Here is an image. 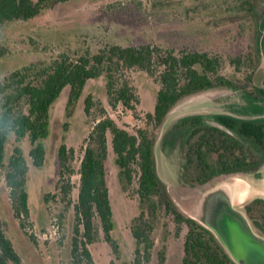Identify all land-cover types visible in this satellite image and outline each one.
Wrapping results in <instances>:
<instances>
[{
  "label": "rangeland",
  "instance_id": "1",
  "mask_svg": "<svg viewBox=\"0 0 264 264\" xmlns=\"http://www.w3.org/2000/svg\"><path fill=\"white\" fill-rule=\"evenodd\" d=\"M262 1L255 0L259 13L263 10ZM241 3L242 0H71L59 3L34 18L0 23V79L19 71L26 76V81H33L39 78L43 69L62 58L75 61L83 55H93L107 45L116 43L124 46L150 45L162 58L170 52L177 55L188 51L207 52L218 59L221 75L243 80L253 73L254 83L258 85L257 72L260 67H264V58L254 67L257 61V18L240 9ZM237 60L240 62L237 63ZM159 70L156 67L153 72H148L135 67L121 71L119 83H128L138 98L134 109H128L122 104L116 107L110 105L105 80L100 77L88 82L84 96L71 115H68L69 88H65L51 109L50 134L46 139L47 158L43 167L32 165L28 157V138L19 143L30 165L27 188L32 224L27 226L26 231L33 234L36 241L20 229L11 213L4 172L0 175V218L21 256V264H71L72 235L75 224L79 223L76 204L85 140L101 114L113 118L120 127L133 133L139 128H145L146 114L154 112L161 88ZM231 91L227 88H213L203 96L196 97V102L191 106L206 104L208 112L222 111L224 103L233 99H229L230 95L236 97ZM88 94L95 98L90 115L84 111V97ZM158 132L159 127L154 130V135L157 136ZM63 143L75 149L72 171L66 177L69 178L71 188L67 195L57 191L55 197L45 201V194L56 192L60 172L58 150ZM15 144L12 136L6 147V161ZM108 144V185L116 221L113 235L120 247L118 254L112 251L96 219L95 239L88 245L95 263L181 264L188 228L185 224L179 226L173 215L165 211L159 214L152 232L154 246L150 260L142 256L139 261L135 260L136 243L131 222L141 211L137 194L138 175H134L129 188L123 186L110 134ZM161 150L165 166L171 168L170 177H176L184 191L190 194L203 186L184 185L175 164L178 156L170 155L163 148ZM262 173L260 177L243 175L259 181L264 179V168ZM220 178L223 177L211 182ZM210 200V196L204 197L203 203L208 206ZM260 214L253 213V217ZM200 215L201 218L205 217L204 210ZM161 254L164 255L163 262Z\"/></svg>",
  "mask_w": 264,
  "mask_h": 264
},
{
  "label": "trees",
  "instance_id": "2",
  "mask_svg": "<svg viewBox=\"0 0 264 264\" xmlns=\"http://www.w3.org/2000/svg\"><path fill=\"white\" fill-rule=\"evenodd\" d=\"M69 1L71 0H0V23L31 19L46 9ZM262 3L261 13L256 10L255 0H242L240 5V9L257 18V61L254 67L261 62L264 53V1ZM238 60L237 63L240 62ZM218 66V59L207 52L188 51L179 55L170 52L162 58L150 45L124 46L113 43L93 55H83L75 61L62 58L49 68L43 69L39 78L33 81H26V76L19 71L0 79V175L4 172L10 210L20 229L36 241L35 236L26 231L27 226L32 224L27 188L30 165L19 143L28 138V157L32 165L38 168L44 166L51 109L63 90L69 88L67 112L71 115L84 96L88 82L103 77L110 105L116 107L122 104L128 109H134L138 98L128 83H119L121 71L136 67L153 72L157 67L160 69L161 88L157 94L154 112L146 114L147 126L133 133L120 127L113 118L101 114L85 140L76 204L79 223L75 224L72 235L71 264H96L88 247L95 239L96 219L112 251L119 253L120 246L113 235L116 221L108 185V134L111 135L115 163L119 168V179L123 186L129 188L134 175H138L137 194L141 211L131 222L136 243L135 260L139 261L141 256L147 261L150 260L154 246L152 232L159 214L165 211L173 215L179 226L185 224L188 228L181 264H238L209 229L185 216L173 203L165 184L157 175L153 154L154 130L161 125L176 102L184 96L211 87H235V81L221 75ZM84 104L85 113L90 115L95 105L94 96L86 95ZM101 111L104 112V108ZM191 119L198 120L199 127L203 125L197 114L182 118L165 134L162 143L164 150L172 140V129L180 122ZM185 132L183 125V136ZM12 136L16 144L6 161V147ZM58 157L60 172L56 181V192L45 194V201L55 197L57 191L67 195L71 188L69 178L66 177L72 171L75 149L63 143L59 147ZM252 204L255 207L261 205L259 211L264 217V199L257 198ZM163 260L164 255L161 254V262ZM21 261L20 254L6 233L5 223L0 218V264H21Z\"/></svg>",
  "mask_w": 264,
  "mask_h": 264
},
{
  "label": "flooded vegetation",
  "instance_id": "3",
  "mask_svg": "<svg viewBox=\"0 0 264 264\" xmlns=\"http://www.w3.org/2000/svg\"><path fill=\"white\" fill-rule=\"evenodd\" d=\"M232 80L235 87L207 89L227 88L236 95H230L229 99L233 98V101L224 103L222 111L197 114L203 124L200 127L198 120L191 119L172 129V140L165 146V151L178 156L174 159L175 164L180 171L179 178L186 186L204 185L229 175L260 177L263 174L264 80L263 86L256 85L253 73L243 80ZM183 125L186 130L184 136L181 133ZM260 207L251 202L246 209L254 227L264 235L263 215L253 217V213L260 212Z\"/></svg>",
  "mask_w": 264,
  "mask_h": 264
},
{
  "label": "water",
  "instance_id": "4",
  "mask_svg": "<svg viewBox=\"0 0 264 264\" xmlns=\"http://www.w3.org/2000/svg\"><path fill=\"white\" fill-rule=\"evenodd\" d=\"M257 75L256 83L263 86L264 67L259 68ZM209 91L184 96L166 114L153 146L156 172L178 209L209 229L236 263L264 264V235L254 227L246 209L253 200L264 199V179L255 181L243 174L229 175L188 194L179 186L176 177H170L171 168L163 162L162 143L169 129L186 116L211 113L206 111V104L191 106L196 97ZM208 196L211 200L206 206L203 199ZM203 210L205 217L201 218Z\"/></svg>",
  "mask_w": 264,
  "mask_h": 264
}]
</instances>
